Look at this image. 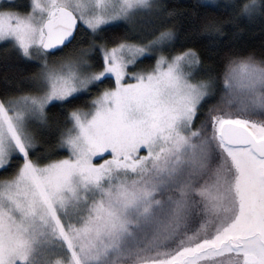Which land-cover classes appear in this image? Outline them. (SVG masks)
<instances>
[{"label": "snow or ice", "instance_id": "6c2138e0", "mask_svg": "<svg viewBox=\"0 0 264 264\" xmlns=\"http://www.w3.org/2000/svg\"><path fill=\"white\" fill-rule=\"evenodd\" d=\"M264 0H0V264H264Z\"/></svg>", "mask_w": 264, "mask_h": 264}, {"label": "trees", "instance_id": "16d2710c", "mask_svg": "<svg viewBox=\"0 0 264 264\" xmlns=\"http://www.w3.org/2000/svg\"><path fill=\"white\" fill-rule=\"evenodd\" d=\"M16 2L22 7H26L28 0H16ZM173 3L187 4L191 3V0H172ZM244 29L241 34V41L250 49L255 50L257 53L261 51V46L264 45V24L256 21L252 24L241 25ZM4 72L3 68H0V75Z\"/></svg>", "mask_w": 264, "mask_h": 264}, {"label": "rangeland", "instance_id": "374dc122", "mask_svg": "<svg viewBox=\"0 0 264 264\" xmlns=\"http://www.w3.org/2000/svg\"><path fill=\"white\" fill-rule=\"evenodd\" d=\"M28 4V3H27ZM21 7V6H20ZM22 8V7H21Z\"/></svg>", "mask_w": 264, "mask_h": 264}]
</instances>
